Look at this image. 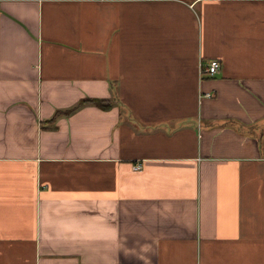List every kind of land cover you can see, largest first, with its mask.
<instances>
[{
  "label": "crops",
  "instance_id": "crops-1",
  "mask_svg": "<svg viewBox=\"0 0 264 264\" xmlns=\"http://www.w3.org/2000/svg\"><path fill=\"white\" fill-rule=\"evenodd\" d=\"M0 264H264V0H0Z\"/></svg>",
  "mask_w": 264,
  "mask_h": 264
},
{
  "label": "built area",
  "instance_id": "built-area-1",
  "mask_svg": "<svg viewBox=\"0 0 264 264\" xmlns=\"http://www.w3.org/2000/svg\"><path fill=\"white\" fill-rule=\"evenodd\" d=\"M221 70H222L221 63L219 61H217V60H213L208 65L202 66V68L200 69V72L204 76L207 75V76H210V77H214L215 75L220 73ZM139 168L140 167H138V169Z\"/></svg>",
  "mask_w": 264,
  "mask_h": 264
},
{
  "label": "trees",
  "instance_id": "trees-1",
  "mask_svg": "<svg viewBox=\"0 0 264 264\" xmlns=\"http://www.w3.org/2000/svg\"><path fill=\"white\" fill-rule=\"evenodd\" d=\"M83 102H92V103H99L100 101H95V100H85V101H83ZM83 102H82V104H83ZM102 104V106H104L103 104V102L101 103Z\"/></svg>",
  "mask_w": 264,
  "mask_h": 264
}]
</instances>
